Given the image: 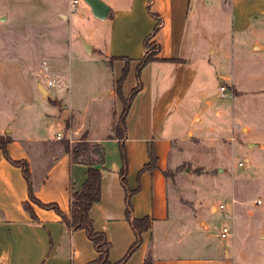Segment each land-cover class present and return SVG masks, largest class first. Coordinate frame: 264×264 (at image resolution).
<instances>
[{"label":"crops","instance_id":"crops-1","mask_svg":"<svg viewBox=\"0 0 264 264\" xmlns=\"http://www.w3.org/2000/svg\"><path fill=\"white\" fill-rule=\"evenodd\" d=\"M103 1L108 10L106 16L99 19L91 14L87 5L78 10L71 0H66L57 12L62 21L39 24L41 29L33 34L36 40L30 42L37 49L47 40L54 45L60 44L62 33L58 36L53 33L54 37L50 38L49 35L50 28L55 29L52 24L63 23L70 32L74 30L83 52H95L104 70L115 66L114 71L100 74L104 83L101 97L105 96L108 102L105 101L102 118L94 122H100L98 126L89 117L83 118L73 112L69 88L66 103L60 96L48 97L41 76L37 81L27 78L23 71H0V84L10 96L15 100L27 99L37 91L48 100L47 112L43 113L50 117L55 115L63 126L62 134L56 132L58 138L56 133L45 139L33 137L11 124V115L5 116L7 113L0 106V133L10 137L6 144L8 155L27 161L34 195L41 201L55 202L66 214L70 191L81 183L86 165L72 160L59 139L63 136L72 144L85 133L87 141L101 144L100 196L90 205L88 214L94 228L104 231L110 240L108 258L114 261L123 255L133 239L123 216L117 141L108 137L121 108L115 79L120 74L122 62H127L128 69L134 68L142 55V39L152 29L155 19L148 13L147 0ZM148 9L161 20L151 37L159 44V50L157 59L146 62L139 72L141 87L130 100L125 115L124 145L126 184H130L133 176L135 182L130 187L138 186L131 195L132 214L148 215L151 224L142 233L141 243L121 264H144L146 256L149 264H231L232 253L206 233L208 224L201 213L198 217L191 216L179 204L166 175L190 149H196L195 141L201 147L214 149L216 146V149L219 146L215 141L233 137L229 133L239 123L234 122L231 108L228 112L210 99L208 82L222 81L220 85L225 90L220 95H229L232 99L245 91L238 89L232 78L222 72L221 63L216 65L214 60L221 59L232 65L234 44L251 33L259 37L264 35L255 27L264 18V0H151ZM72 19L73 25L70 24ZM250 21L254 25H250ZM40 30L45 33L42 40ZM85 43L87 51L83 48ZM254 44L251 43V47ZM41 56L47 58L50 68L59 59ZM62 56L64 54L60 58ZM4 66H7L5 62L1 68ZM58 74L65 81L63 88L69 86L71 89L68 76ZM134 84V71H126L120 85L122 94ZM113 102L119 107L114 108ZM66 119L68 126L64 129ZM150 148L155 165L142 169ZM173 176L176 178L178 174ZM26 198V184L19 167L12 165L0 150V264H26L28 261L33 264L39 261L41 264H83L95 257L96 251L82 228L70 229L52 209L30 202L37 217L33 220L20 206ZM178 219L187 221L183 232L176 226ZM230 248L233 250L234 241Z\"/></svg>","mask_w":264,"mask_h":264},{"label":"rangeland","instance_id":"rangeland-1","mask_svg":"<svg viewBox=\"0 0 264 264\" xmlns=\"http://www.w3.org/2000/svg\"><path fill=\"white\" fill-rule=\"evenodd\" d=\"M65 2L66 0H0V71H23L27 78L39 81L40 71H44V61L48 65L47 71L68 76L69 82H66L71 84V89L69 86L61 87L60 90L56 89L60 86L47 88L48 97L60 96L67 103L69 88L73 112L76 111L83 118L89 117L98 126L100 122H94L102 118L107 101L105 96L104 99L101 97V92L104 95V83L100 74L102 71H114L115 66L113 69L108 66L104 70L96 59L95 52H83L74 30L70 32L63 23L52 24L54 30L50 28L49 38L54 37L53 33H62L60 44L54 45L47 40L37 49L30 43L36 40V34H33L41 29L39 24L62 21L57 12L58 7L65 5ZM72 5L78 10L87 7L82 0ZM250 22V25H254L253 21ZM72 23L73 19L70 24ZM257 24L256 29L264 34V18ZM38 33L42 40L44 30ZM255 37L259 38L258 41L254 40ZM250 40L251 43L255 42L252 47ZM28 43L31 47H28ZM83 48L84 51L88 50L86 43ZM61 54L64 56L60 58ZM232 54V65L228 61L221 62V59L214 62L216 65L221 63L222 72L232 78L238 89L245 91L234 99L229 95H220L218 86L223 82L214 79L209 80L207 93L218 104L217 107L232 109L234 122L239 123V126L229 133L232 138L215 141L222 150L219 147L215 149L216 146L214 149L201 147L195 141L196 149H190L174 169L167 170L166 176L169 186H173L176 191L179 204L191 216L198 217L201 213L208 224L206 233L232 253L231 264H264V35L259 37L251 33L243 37L240 43L234 44ZM41 55L52 56L53 59L57 56L59 59L50 68L47 58ZM3 62L7 66L1 68ZM128 70L134 71V68L128 69L127 66L126 71ZM5 90L0 84V106L6 111L5 116L11 115L9 122L22 128L24 134L45 139L56 132L63 133L62 122L55 115L50 117L43 113L47 112V98L35 91L32 97L15 100ZM113 104L114 108L119 107L117 102ZM227 111L230 112L229 109ZM64 139H67L68 144L71 142L62 136L59 143ZM73 144L74 142L69 146ZM174 174L178 176L174 178ZM133 182L135 180L132 176L131 185L127 182L128 186H133ZM219 203L224 204V210H211V207ZM176 221V226L183 232L186 219ZM222 225L231 226L232 235H219ZM233 241L232 250L230 245ZM26 264L33 263L28 261ZM38 264H41L40 261Z\"/></svg>","mask_w":264,"mask_h":264},{"label":"trees","instance_id":"trees-1","mask_svg":"<svg viewBox=\"0 0 264 264\" xmlns=\"http://www.w3.org/2000/svg\"><path fill=\"white\" fill-rule=\"evenodd\" d=\"M146 1V8L148 13L155 19L152 29L142 39V55L136 61L134 66L135 84L129 89V91L123 95L120 90L121 82L126 74L127 62L125 61L121 67L119 76L115 79V91L121 102V108L117 117L114 119L112 125V133L108 137L116 138L118 149V178L120 185L123 189V216L127 221L132 234L133 239L127 246L123 255L117 260L111 261L108 258V250L110 247V240L102 230L95 229L92 224V219L88 214L90 205L98 200L100 196V164L102 160V146L98 142H89L85 139V133H82L77 141L73 145L69 146L67 139L61 141L63 149L69 153L72 160H78L84 163V178L77 188H73L70 191L69 198V210L68 213H64L55 202L41 201L33 193L30 171L27 161L23 158H11L6 152V144L10 140L7 134L0 133V150L3 156L12 164L19 167L22 177L26 184L27 198L21 201L22 208L28 213L30 218L37 220L35 213L32 210L30 202L35 205L52 209L58 214L60 220L70 229L82 228L91 241L92 247L96 251L94 258L85 261L83 264H121L127 257L138 247L142 241V233L150 228L151 219L148 215L134 216L132 214V206L130 202L131 194L137 189L138 186L130 188L126 184V151L124 145V137L126 132L125 115L128 110L130 100L135 92L141 87V81L139 79L140 68L148 61L157 59L156 53L159 50V44L151 39L153 33L160 25V17L151 11H149V2ZM174 59V58H173ZM169 60V59H168ZM172 60V59H170ZM51 101H54L50 99ZM68 126V119L65 120L64 129ZM155 165V156L152 148L148 150V160L143 163L142 169L150 168ZM144 264H149V257L146 256Z\"/></svg>","mask_w":264,"mask_h":264},{"label":"built area","instance_id":"built-area-1","mask_svg":"<svg viewBox=\"0 0 264 264\" xmlns=\"http://www.w3.org/2000/svg\"><path fill=\"white\" fill-rule=\"evenodd\" d=\"M77 0H71V4H74ZM73 9V7H72ZM42 68L44 71H40L41 73V80L43 81L44 87L46 88H50V87H54V86H60V87H64L65 83H63L61 81V78L59 76L58 73H51L50 71H47L48 69V65L45 64V62H42ZM218 88L221 91H224L225 88L223 85H219ZM59 137V134L56 133V138ZM238 164H240V162H238ZM216 208H219L221 210H224V204L223 203H219L217 204V206H213L211 207V210H215ZM226 212V211H225ZM227 213V212H226ZM224 214V213H223ZM231 229L230 227L226 226V225H222L220 228V235L222 236H230L231 235Z\"/></svg>","mask_w":264,"mask_h":264},{"label":"water","instance_id":"water-1","mask_svg":"<svg viewBox=\"0 0 264 264\" xmlns=\"http://www.w3.org/2000/svg\"><path fill=\"white\" fill-rule=\"evenodd\" d=\"M90 9L91 14L99 19L106 16L108 6L103 0H82ZM39 87L41 85L39 84Z\"/></svg>","mask_w":264,"mask_h":264}]
</instances>
